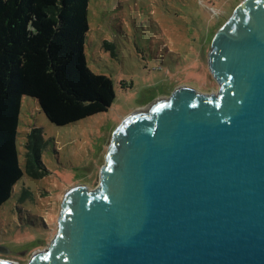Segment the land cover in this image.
Instances as JSON below:
<instances>
[{
	"label": "water",
	"instance_id": "obj_1",
	"mask_svg": "<svg viewBox=\"0 0 264 264\" xmlns=\"http://www.w3.org/2000/svg\"><path fill=\"white\" fill-rule=\"evenodd\" d=\"M205 64L214 91L126 113L98 186L65 194L28 264H264V0L240 2Z\"/></svg>",
	"mask_w": 264,
	"mask_h": 264
},
{
	"label": "rangeland",
	"instance_id": "obj_2",
	"mask_svg": "<svg viewBox=\"0 0 264 264\" xmlns=\"http://www.w3.org/2000/svg\"><path fill=\"white\" fill-rule=\"evenodd\" d=\"M241 1H89L86 63L113 82L115 99L106 112L61 127L48 122L34 99H22L16 137L22 178L0 207V260L28 264L47 250L63 197L73 188L98 186L111 135L129 110H143L181 87L217 88L205 64L207 51ZM32 129H40L46 143L43 176L36 179L26 173L24 159ZM21 188L30 191L22 202Z\"/></svg>",
	"mask_w": 264,
	"mask_h": 264
},
{
	"label": "trees",
	"instance_id": "obj_3",
	"mask_svg": "<svg viewBox=\"0 0 264 264\" xmlns=\"http://www.w3.org/2000/svg\"><path fill=\"white\" fill-rule=\"evenodd\" d=\"M89 1L0 0V207L22 178L16 137L24 97L58 127L104 113L115 99L113 82L86 63ZM45 146L41 130L32 129L24 143L31 178L43 176ZM28 197L21 188L19 201Z\"/></svg>",
	"mask_w": 264,
	"mask_h": 264
}]
</instances>
